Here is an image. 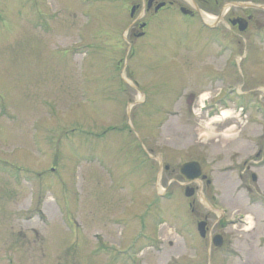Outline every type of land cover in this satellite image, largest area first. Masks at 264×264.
I'll list each match as a JSON object with an SVG mask.
<instances>
[{
    "label": "rangeland",
    "instance_id": "obj_1",
    "mask_svg": "<svg viewBox=\"0 0 264 264\" xmlns=\"http://www.w3.org/2000/svg\"><path fill=\"white\" fill-rule=\"evenodd\" d=\"M106 11L0 0V264H264V56L203 78Z\"/></svg>",
    "mask_w": 264,
    "mask_h": 264
},
{
    "label": "flooded vegetation",
    "instance_id": "obj_2",
    "mask_svg": "<svg viewBox=\"0 0 264 264\" xmlns=\"http://www.w3.org/2000/svg\"><path fill=\"white\" fill-rule=\"evenodd\" d=\"M250 8L264 11V0L257 4L249 0H100V14L106 9L108 14V21L102 22L109 23L103 25L106 35L117 36L121 27V35L135 41L162 40V51L183 49L188 57L203 60L193 67L208 79L218 74L217 65L219 76L233 68L250 74L248 65L263 59L264 19ZM210 104L204 103L207 116L216 111ZM203 219L207 221V216Z\"/></svg>",
    "mask_w": 264,
    "mask_h": 264
},
{
    "label": "water",
    "instance_id": "obj_3",
    "mask_svg": "<svg viewBox=\"0 0 264 264\" xmlns=\"http://www.w3.org/2000/svg\"><path fill=\"white\" fill-rule=\"evenodd\" d=\"M179 172H180V175H182V177L188 181H193V180L199 178L202 174L201 167H200L199 163L196 161H190V162H186V163L182 164L180 166ZM202 177L204 178V176H202ZM184 194L187 197L192 196L194 194V188L187 186L185 188ZM205 225H206V223L204 221H200L197 224V229H198L201 237H204L206 234ZM212 242L215 246H221L222 245V237L220 235H215L212 238Z\"/></svg>",
    "mask_w": 264,
    "mask_h": 264
},
{
    "label": "bare ground",
    "instance_id": "obj_4",
    "mask_svg": "<svg viewBox=\"0 0 264 264\" xmlns=\"http://www.w3.org/2000/svg\"><path fill=\"white\" fill-rule=\"evenodd\" d=\"M203 97V96H202Z\"/></svg>",
    "mask_w": 264,
    "mask_h": 264
}]
</instances>
